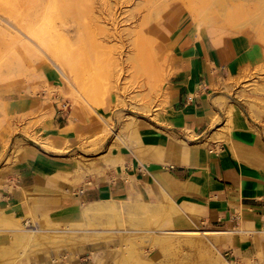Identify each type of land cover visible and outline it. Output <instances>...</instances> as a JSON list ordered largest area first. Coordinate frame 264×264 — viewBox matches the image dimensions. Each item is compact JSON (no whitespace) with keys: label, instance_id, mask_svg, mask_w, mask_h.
Segmentation results:
<instances>
[{"label":"bare ground","instance_id":"bare-ground-1","mask_svg":"<svg viewBox=\"0 0 264 264\" xmlns=\"http://www.w3.org/2000/svg\"><path fill=\"white\" fill-rule=\"evenodd\" d=\"M85 1L81 0L79 8L84 14L92 12L88 24L91 21L100 23L101 17L95 15L94 6H85ZM239 1L173 0L165 4L149 17L153 26L149 33H145L138 41L139 57L146 61L145 65H142L137 60L138 70L147 75L157 72V60L164 57L156 50L157 39L154 34L160 33L162 29L157 23L163 21L176 4L182 5V14L194 18L199 28L209 26L215 31L227 29L232 31L231 34L240 35L245 34L244 31L247 30L263 28L261 19H257L252 11L254 6H247L242 0ZM151 3L149 0V4ZM14 4L29 6V15H16L13 24L31 42H19V38L15 36L16 49L36 53V49L40 48L44 52H53L55 60H52L60 74L72 77L74 71L69 64V58L60 53L58 45L52 39L53 35L60 34L55 22L57 14L54 11L58 6L61 10L63 6L56 4L54 0H14ZM107 32V29L101 28L100 33ZM3 33L5 31L0 28V35ZM261 36L264 39L263 33ZM262 44L264 45V40ZM256 71L263 72V67ZM246 73L244 71L233 79L228 85L229 88L234 89L239 81L245 80ZM246 86L247 89L243 90L242 94L239 93V98L244 101L252 117L258 118L257 113L262 112L259 104L263 102L261 97L264 96V84L255 81ZM126 102L121 95L119 105H125ZM216 102L224 108L226 124L202 142L191 144L186 139L154 125H151L150 131L144 132L140 127L145 121L137 115L125 114L122 116L115 141L97 159L84 163L73 156L71 167L74 170L66 176L55 174L48 183H44L43 177L39 176L38 186H47L45 192L33 193L21 186L10 188L9 193L18 195L27 210L24 213L19 211L16 202L3 207L0 201V264H25L27 261H32V264H78L87 253L93 258L94 264H106L108 256L113 259V264H231L218 249L221 239L227 235L217 231L200 230L189 218L190 215H202V207L185 201H173V195L183 193H198L208 197V185L212 183V178L206 170L208 146L210 142H229L236 112L235 104L227 99L222 97ZM129 103L127 106L134 112L152 117L161 124L172 125L169 116L159 112L153 105L154 100L148 95L131 98ZM165 103L168 108L169 99ZM92 112L94 113L93 110ZM106 118V129L100 126L87 135L79 136L75 142L67 141L65 148L70 149L81 140L103 137L112 129V119L109 115ZM71 128L64 131L69 132ZM192 137L196 135L193 134ZM31 139L47 152H59L55 147L58 139L54 137L49 136L42 140L32 135ZM17 143L11 153L12 164L0 169V192L3 190L4 176L11 172L12 166L20 162V155L27 146L21 140ZM7 145L8 143L0 148V162L6 153ZM125 151L132 152L135 161L148 170L186 167L203 170V177L183 183L175 181L166 171L152 175L147 185L152 192L158 193L157 203L146 199L136 181L127 176L131 184L124 197H105L98 201L81 203L75 209L53 216L47 213L52 210L50 207L38 205V199H47L54 201V208L57 209L61 205L60 198L62 201L72 197L69 191L59 192V179L72 186L83 174L99 175L106 168L117 166L125 170ZM80 157L87 160L82 155ZM174 228L178 230L175 231ZM168 230L172 233L167 232ZM159 232L163 233L158 234ZM102 248H105V256L98 255ZM157 256L158 258H155ZM194 259L196 263L193 262ZM257 259H262V253H259ZM247 264L252 263L248 261Z\"/></svg>","mask_w":264,"mask_h":264},{"label":"crops","instance_id":"crops-1","mask_svg":"<svg viewBox=\"0 0 264 264\" xmlns=\"http://www.w3.org/2000/svg\"><path fill=\"white\" fill-rule=\"evenodd\" d=\"M182 12L179 4L171 8L163 20L156 45V50L166 58L164 92L170 105L164 113L172 125L158 122L157 126L145 121L140 128L146 132L154 125L178 136L189 138L195 134L202 139L226 124L224 108L216 100L223 97L235 104L229 142H210L208 146L206 170L212 178L208 197L183 193L173 195V201L202 207V215L189 218L200 230L227 235L221 239L218 249L231 264H247L257 259L259 253H262L260 264H264V109L257 113L258 118H253L244 101L237 97L238 89L228 86L244 71L254 72L264 64V48L251 37L199 28ZM50 80L56 82L57 79ZM61 90L66 97L64 89ZM52 108V130L47 137L58 139L55 147L59 152H47L34 140L17 138L16 134L8 140L6 132H0V148L9 142L14 150L19 140L27 145L20 162L4 176L0 192L3 207L16 202L18 210L24 213L27 206L18 195L9 193V189L21 186L33 193L45 192L47 186H38L39 176L48 183L55 174L64 177L74 170L71 157L80 152V145L69 149L65 148L66 142H75L79 136L101 126L97 113H90L61 97L52 99ZM69 127L71 130L65 132ZM124 156L125 170L117 166L106 168L103 174L76 177L72 186L59 179V192L69 191L72 197L62 201L60 198L61 205L55 213L62 214L81 203L105 197L126 196L131 184L127 176L136 181L150 201H153L151 195L154 200L158 197L147 185L154 174L166 171L175 181L183 183L203 177V170L186 167L148 170L135 161L132 152L125 151ZM78 264H94V261L87 253Z\"/></svg>","mask_w":264,"mask_h":264},{"label":"rangeland","instance_id":"rangeland-1","mask_svg":"<svg viewBox=\"0 0 264 264\" xmlns=\"http://www.w3.org/2000/svg\"><path fill=\"white\" fill-rule=\"evenodd\" d=\"M54 1L63 8L60 10L58 6L54 11L57 14L55 22L60 34L53 35L52 39L58 45L60 53L69 58V64L74 71L72 77H64L60 74L54 66L53 52H44L40 48L36 49V53L16 49L15 36L19 38V42L31 43L28 37L18 31L13 24L16 15H29V6H16L14 0H0V28L5 31L0 35V132H6L8 140L14 134L17 138L31 139L32 135H35L44 140L52 130L51 122L54 114L52 99L61 97L79 108L87 109L90 113L93 110L99 116L100 125L105 129L107 115L112 119L110 122L112 129L103 137L81 140L77 144L80 145V152L73 154L72 157H78L79 160L87 163L88 160L97 159L99 155L105 153L115 141L123 115H137L143 121L159 126L152 117L134 112L127 105L130 104L131 98L148 95L154 100L153 105L159 112H166L165 101L168 100L164 92L166 58L159 57L157 72H150L148 75L138 70L136 62L139 60L142 65L146 63L139 57L137 46L139 39L145 33H149L153 26L149 17L173 0H151V4L149 0H84L85 6H94L95 15L101 17L100 23L91 21L89 24L92 12L88 11L84 14L80 10L81 0ZM242 1L247 6H254L252 11L257 19H261L260 23L264 24V0ZM193 21L198 26L194 18ZM162 23L163 21L157 23L159 28L162 27ZM102 27L108 32L100 33ZM223 31L232 32L227 29ZM244 32L246 33L242 35L251 37L264 48L262 44L264 39L261 36L262 33L264 34V26L261 29L255 28ZM154 35L157 45L160 33ZM99 45L102 47L98 48ZM260 67H263V72L259 73L256 69ZM258 68L254 72L247 70L246 79L235 85L234 89H238V98L242 91L247 89L246 85L255 81L264 84V64ZM50 78L57 80L52 82ZM61 89H64L66 97ZM121 95L127 101L122 106L119 105ZM251 97L256 96L251 95ZM261 98L263 102L259 107L263 110L264 96ZM180 137L193 144L206 140L207 136L202 139ZM12 145L8 142L0 167H9L12 164ZM81 155L87 160L81 158ZM84 176L86 175L83 174L82 177ZM150 198L153 200H149L151 203L158 202V197L157 200H154L153 195ZM53 203L54 201L51 200L38 199V205L52 209L47 212L50 216L55 215L57 211ZM174 230L178 229L174 228ZM105 253V248H102L98 255L105 256ZM106 260V264H113L110 256ZM193 262L196 263V259ZM32 263V261L25 262V264ZM251 263L260 264L261 261L255 259Z\"/></svg>","mask_w":264,"mask_h":264}]
</instances>
